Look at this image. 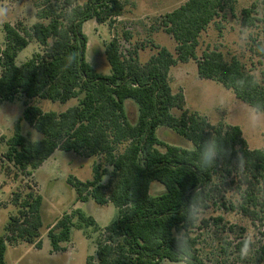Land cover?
<instances>
[{
    "label": "trees",
    "instance_id": "16d2710c",
    "mask_svg": "<svg viewBox=\"0 0 264 264\" xmlns=\"http://www.w3.org/2000/svg\"><path fill=\"white\" fill-rule=\"evenodd\" d=\"M41 1L36 4L39 22L30 29L18 30L9 24L4 27L6 48L0 49V105L14 101L19 94L54 103L81 99L79 105L61 114L44 113L38 106L27 105L24 119L44 138L37 146L32 145L18 123L14 136L6 141L5 159L25 176H31L56 151L103 157L104 167L94 165L92 180L70 178L69 183L77 192V202L92 199L99 206L112 204L119 211L118 219L104 229L81 210L65 214L49 228L53 253L64 250L62 245L70 242L74 227L94 228L96 232L103 230L109 240L98 242V262L90 258L87 264L176 262L172 235L184 225L185 205L197 185L211 182L215 191L209 195L208 203L215 193L220 196L219 185L213 183L219 171L223 182L231 180L224 184L230 188L236 185V192L241 194L239 211L258 221L259 208H264V151L250 149L240 127L223 123L214 126L205 117L187 110L184 95L174 94L169 80L172 67L198 59L201 34L233 0H188L163 17L161 27L176 42L177 58L160 47L158 54L142 66L134 57L136 53L125 58L118 41H112L106 51L111 68L107 76L97 73L88 63L89 40L83 28L91 20L100 24L110 20L112 24V19L123 13L121 1L85 0L77 6L72 0ZM254 10L255 5L242 11L243 25L253 27L258 21L253 16ZM52 40L54 47H50ZM33 41L44 52L18 66L19 53ZM72 53L78 54V62L64 70L65 58ZM198 73L201 79L216 81L232 90L247 105L264 101L263 85L241 88L238 81L247 72L237 58L227 62L219 51H207L198 62ZM128 101L138 107L135 123L130 121L126 110ZM173 109L180 110L181 116H173ZM159 128L174 130L191 142L193 148L166 144L158 137ZM212 135L221 138L231 154L218 161L214 169L194 170L198 166L200 144ZM4 139L0 133V140ZM238 152L247 160L243 171L235 169ZM104 177L109 178L107 185L103 184ZM153 183L161 184L165 191L152 196ZM42 202V196L33 193H28L21 202L18 214L10 219L7 235L0 239V264H8L7 242L23 241L42 248ZM129 204L133 207H126ZM116 239L118 242L114 243ZM191 244L192 264H207L197 255L194 238ZM259 255L264 261V246Z\"/></svg>",
    "mask_w": 264,
    "mask_h": 264
},
{
    "label": "rangeland",
    "instance_id": "374dc122",
    "mask_svg": "<svg viewBox=\"0 0 264 264\" xmlns=\"http://www.w3.org/2000/svg\"><path fill=\"white\" fill-rule=\"evenodd\" d=\"M120 1L123 5V13L120 17L113 18L112 24L110 20L103 24L91 20L84 25L83 30L89 40L86 57L94 70L104 76L111 74L106 51L114 40L118 41L125 58H129L131 53H136L134 57L142 66L158 54L160 47L167 48L177 58V44L163 30L161 22L166 14L178 9L188 0ZM40 2L42 1L0 0V4H8L10 8L8 20L0 23V49L6 48L4 30L6 24L22 30L30 29L39 22L36 18V4ZM72 2L77 6L83 5L85 0H72ZM253 5H255L253 16L258 21L251 27L253 39L246 50L240 46L239 26L243 25L242 11ZM257 39L264 40V0H233L220 18L201 34L197 50L198 59L188 63H178L172 67L169 80L173 93L184 95L187 110L205 117L214 126L223 123L226 126L240 127L249 148L264 151V129L252 132L246 126L242 109L247 104L237 99L232 90L226 89L216 81L201 79L198 73V62L207 51H219L227 62L237 58L246 72L264 69V56L256 53L254 47ZM43 52L44 48L33 41L19 53L16 64L21 66L34 55ZM1 74L0 67V77ZM80 99H73L67 103H54L48 100L29 99L19 94L14 101L6 102L0 105V108L11 115L17 110L18 104L19 117L15 127L19 123L21 133L30 137L29 130L33 128L24 119L27 105L38 106L44 113L61 114L79 105ZM126 110L130 121L135 123L138 119L137 105L133 101H128ZM171 113L175 117H180L182 114L178 109H173ZM10 120L11 117L0 112V133L5 138L0 140V239L7 235L10 219L18 214L19 206L28 193L42 196L40 216L43 225L40 229L41 249L35 244L23 241L16 244L7 242L8 264H87L90 258L98 262V242L109 240V236L104 234L103 230L96 232L94 228L82 230L74 227L70 242L63 244L64 250L59 253H53L48 232L49 228L65 214H72L76 210L93 217L102 229L118 219L119 211L114 206L101 207L92 199L87 203L77 202V192L69 183L70 178L82 182L92 180L94 165L104 167V158H88L74 152L57 151L41 169L35 171L36 173L25 176L17 166L5 159L8 150L6 141L15 134V127L11 126ZM157 134L166 144L193 148L191 142L172 129L159 128ZM218 173L220 174V171ZM218 173L214 176L213 183L219 185L221 195L215 193L214 199L208 203L202 222L190 234L191 238L196 240L197 255L207 264H264L259 255L260 248L264 246V208H259L258 221H253L241 213L239 205L242 198L241 194L236 192V185L232 188L228 187L224 183L231 180L226 179L223 182ZM108 182V177L103 180L104 185ZM163 190L165 191L164 186L154 183L151 195L157 196ZM219 218L222 220H217ZM247 234L255 235L258 242L257 250L247 260H241L238 247ZM117 242V239L114 240V243ZM162 264H176V262L164 260Z\"/></svg>",
    "mask_w": 264,
    "mask_h": 264
},
{
    "label": "clouds",
    "instance_id": "9594fccd",
    "mask_svg": "<svg viewBox=\"0 0 264 264\" xmlns=\"http://www.w3.org/2000/svg\"><path fill=\"white\" fill-rule=\"evenodd\" d=\"M27 9V8H26ZM25 9V11H26ZM10 8L8 4H0V23L6 22L9 18ZM240 46L247 50L248 44L252 42L253 30L250 26L244 24L240 25ZM54 40L50 41V47H54ZM256 53L264 56V40L257 39L255 44ZM90 54V62H91ZM78 62V54L72 53L65 58L64 70L71 69ZM238 83L243 89L245 85L247 88L264 84V69H254L245 74ZM19 105L17 104V110L9 115L6 114L3 108H0V112L4 115L11 117L9 123L15 127L16 120L19 117L18 111ZM245 117L247 128L255 132L260 129H264V101H258L256 103L245 105L242 109ZM30 143L37 146L43 136L35 128L30 129ZM231 154L230 149H226L223 146V140L221 138L211 136L205 140L199 147V160L198 166L194 170H207L209 168H216L218 161H222L225 157ZM247 160L242 153H237L236 157V170L243 171L246 166ZM109 172H111L109 170ZM107 177H104V181ZM211 183V182H210ZM210 183L197 185L189 202L185 205L184 212V225L181 226L179 231L174 230L172 238L175 241L174 255L176 256V264H192V244L190 229L199 225L205 215L206 207L208 204L209 195L215 191L214 187L210 186ZM126 207L131 208L133 205L129 204ZM119 239V238H117ZM257 239L254 234H247L241 242L239 249V256L241 260H247L250 255H253L257 250Z\"/></svg>",
    "mask_w": 264,
    "mask_h": 264
},
{
    "label": "crops",
    "instance_id": "0c3cea01",
    "mask_svg": "<svg viewBox=\"0 0 264 264\" xmlns=\"http://www.w3.org/2000/svg\"><path fill=\"white\" fill-rule=\"evenodd\" d=\"M56 152H57V151H56ZM56 152H55V153H56ZM55 153H54V154H55ZM48 160H49V159H48ZM44 164H45V163H44ZM42 166H43V165H42ZM42 166H41L39 169H41ZM39 169H38V170H39ZM38 170H37V171H38ZM35 173H36V172H35ZM35 173H34V174H35ZM153 184H154V183H153ZM153 184H152V187H153ZM151 190H152V189H151ZM163 192H164V190H163ZM163 192H162V193H163ZM86 203H87V202H86ZM109 206H113V205H112V204H108V205H106V206H101V207H109ZM98 226H99V225H98Z\"/></svg>",
    "mask_w": 264,
    "mask_h": 264
}]
</instances>
